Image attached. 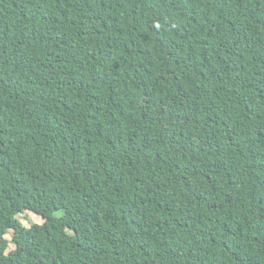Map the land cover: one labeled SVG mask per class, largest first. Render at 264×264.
<instances>
[{"label":"trees","instance_id":"obj_1","mask_svg":"<svg viewBox=\"0 0 264 264\" xmlns=\"http://www.w3.org/2000/svg\"><path fill=\"white\" fill-rule=\"evenodd\" d=\"M0 264H264V0H0Z\"/></svg>","mask_w":264,"mask_h":264},{"label":"rangeland","instance_id":"obj_2","mask_svg":"<svg viewBox=\"0 0 264 264\" xmlns=\"http://www.w3.org/2000/svg\"><path fill=\"white\" fill-rule=\"evenodd\" d=\"M19 220L21 221V223L28 227L30 223H38L40 224L42 222L41 218L31 212H25L22 215L19 216ZM8 239H10V235L6 236ZM9 249H13L12 245H9ZM80 259L82 261L86 260V257L84 255L80 256Z\"/></svg>","mask_w":264,"mask_h":264}]
</instances>
